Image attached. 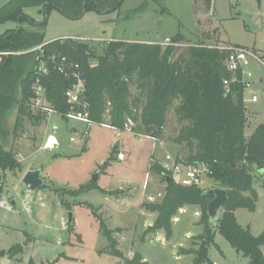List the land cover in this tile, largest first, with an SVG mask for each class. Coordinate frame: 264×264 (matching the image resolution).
I'll return each mask as SVG.
<instances>
[{
    "label": "rangeland",
    "instance_id": "rangeland-1",
    "mask_svg": "<svg viewBox=\"0 0 264 264\" xmlns=\"http://www.w3.org/2000/svg\"><path fill=\"white\" fill-rule=\"evenodd\" d=\"M5 1L0 0V9ZM39 10L29 8L26 12L36 21L47 20L46 42L82 38L98 55L103 54L110 38L131 42L160 41L164 44L166 38L172 41L174 36L182 34L186 38L184 47L197 44L215 47L220 45L219 42L207 37L217 33L222 41L240 43L248 46L246 48L264 52V0L261 4L257 0H213L211 12H206L204 4L196 0H124L115 12H90L76 20L56 10L48 15ZM17 27L18 23L0 24V34ZM172 112L162 140L154 141L143 135L146 137L143 144L138 134L100 125L93 127L89 139L71 142L66 129L73 135L72 126L82 128V124L73 120L64 123L57 116H53L49 124L44 122L40 125L27 118L16 133L17 107L0 115V141L5 149L12 150L17 160V155H30L26 162L21 163L18 178L12 174L6 178L4 198L7 202L14 198L17 207L13 212L0 208V224L16 228L8 236H0V253L19 244L24 245V249L13 259L0 257V264H29L30 260L36 264H124L106 253L110 244L101 234L92 210L114 231L118 248L126 258L138 251L148 258L150 264H192L194 256L178 260L177 254L180 246L197 248L198 241L193 238L204 232L203 225H198L200 229L196 226L202 217L200 208L190 207L182 215V222L177 223L175 219L181 216L182 209L179 210L172 220L173 235L168 239L164 230L146 233L150 228L148 225L154 224L155 215L142 207L147 203H160L165 194L163 177L150 167L155 164L162 166L167 155L184 160L189 154L185 145L174 143L180 126ZM54 123L61 126L56 136L62 147L52 151L39 150L52 133ZM256 124L252 122L246 131L251 132ZM46 129H49V134ZM113 150H116L114 160L101 172L100 168L109 160ZM37 166L44 169L43 178L51 177V180L45 178V183L50 181L48 185L53 190L27 192L23 177L27 169ZM99 171L97 184L104 193L98 190L79 196L69 193L88 185ZM253 175L254 188L259 196L257 208L254 212L239 209L236 217L241 226L250 227L252 234L259 236L264 232V173L254 171ZM170 176L173 178L172 174ZM214 186L212 180L204 178V190ZM2 187L0 185V190ZM24 199L30 202L31 213L23 210ZM87 205L92 206V210ZM195 209L199 212L198 217L194 214ZM70 211L74 213L72 225L67 221ZM221 214L222 211L220 217ZM215 243L217 246L209 249L212 264H249V260L238 254L220 233L216 234ZM262 251L264 253V246Z\"/></svg>",
    "mask_w": 264,
    "mask_h": 264
},
{
    "label": "trees",
    "instance_id": "trees-1",
    "mask_svg": "<svg viewBox=\"0 0 264 264\" xmlns=\"http://www.w3.org/2000/svg\"><path fill=\"white\" fill-rule=\"evenodd\" d=\"M124 0H9L0 9V24L18 23L16 29L0 34V52H26L20 55L0 56V115L17 107L15 132L22 128L25 119L36 125L46 117L34 113L30 106L32 87L37 78L46 89L49 103L63 116L71 107L66 101V91L75 80L57 70L62 58L78 64L86 81L87 102L90 118L100 126H109L120 132L147 135L162 140L168 116L173 111L175 122L180 126L174 143L185 145L189 154L186 159L176 158L188 165H206L212 172L209 179L214 187L226 189L228 201L224 204L219 224L211 228L207 206L211 200L205 191L195 186H183L157 164L150 170L157 172L166 183L164 198L160 203H147L142 207L156 213L157 219L146 233L164 230L166 237L173 235V218L184 207H199L202 213L199 224L203 234L194 237L197 248H180L179 255H193L192 264H212L209 258L211 246H217L215 237L220 233L238 254L249 264H264V232L254 236L250 227L238 223L236 211L254 212L259 199L254 188V171H264V123L246 135L247 112L244 104V88L238 80L232 82L227 93L224 80L234 75L226 68L227 52L217 46L204 44L182 46L186 38L177 34L172 43H142L112 40L106 43L103 54L98 55L85 41L58 39L45 43L47 20L37 22L26 9L39 8L48 15L59 11L70 19H80L86 13L109 14L120 9ZM209 12L213 0H196ZM39 46L42 50L31 51ZM56 56V63L50 60ZM44 62L48 73L39 75L37 68ZM133 90L136 92L134 93ZM66 125V124H65ZM131 125V126H130ZM73 131V130H72ZM116 150L100 168H108ZM0 168L21 172L22 164L12 150L0 144ZM100 189L91 181L73 196ZM92 210V206L87 205ZM101 234L109 242L106 253L124 264H148L140 253L126 258L118 248L106 221L92 210ZM24 245L13 246L0 257L13 259L23 252ZM29 264H36L30 260Z\"/></svg>",
    "mask_w": 264,
    "mask_h": 264
},
{
    "label": "built area",
    "instance_id": "built-area-1",
    "mask_svg": "<svg viewBox=\"0 0 264 264\" xmlns=\"http://www.w3.org/2000/svg\"><path fill=\"white\" fill-rule=\"evenodd\" d=\"M73 39L77 41H84L82 38H64ZM170 39H166L164 45L171 44ZM221 51L227 52L226 57V68L234 75L232 80H224L223 84L228 93L230 91V85L232 82L238 80L244 88V104L247 112L248 103H258L259 97L253 91L256 85L255 67L264 68V52H258L256 50L235 46V45H219L217 46ZM43 46H39L31 51L42 50ZM26 52H0V56L8 55H20ZM51 61L56 63V56L50 58ZM57 70L65 75L66 77L73 78L75 83L66 91L65 97L67 103L70 105L71 110L66 115L67 122L70 120L76 121L82 124V128L78 126H72L73 135L70 141H75L79 139L85 141L90 138L91 131L97 124L90 118L89 113V103L87 102V87L86 81L83 77L82 72L78 64L70 63L66 58H62L61 63L57 66ZM48 73V68L44 62H42L37 68V74L43 75ZM33 97L30 99L29 106L31 110L36 114H41L46 117V123H49L53 116H57L64 121L63 116L58 113V111L49 103L47 99L46 89L41 83L40 78H37L33 87ZM247 94L249 97L247 98ZM65 122V123H67ZM249 125V122L246 124ZM61 127L59 125H53L51 128V134L46 138V141L40 146L41 150L52 151L58 146V140L56 135L60 131ZM139 140L145 141V136L138 134ZM151 138V137H150ZM153 139V138H151ZM155 141V139H153ZM19 162L22 158L19 157ZM162 167L170 172L173 179L183 185V186H195L202 188L204 184V178H209L212 172L207 168L206 165L199 164L188 165L183 161H177L170 155H167L165 162H163ZM203 189V188H202ZM31 192V189L28 188ZM161 196V195H159ZM0 208L6 209L9 212L15 210V206L11 202H7L5 198L0 199ZM23 210L25 212H31V204L27 199L23 200Z\"/></svg>",
    "mask_w": 264,
    "mask_h": 264
},
{
    "label": "crops",
    "instance_id": "crops-1",
    "mask_svg": "<svg viewBox=\"0 0 264 264\" xmlns=\"http://www.w3.org/2000/svg\"><path fill=\"white\" fill-rule=\"evenodd\" d=\"M9 0H6L5 1V3H4V5L8 2ZM3 5V6H4ZM212 10V9H211ZM209 12H211V11H209ZM28 14V13H27ZM37 22H39V21H37ZM206 28V26H204V29ZM217 30V29H216ZM211 31H215V29L213 30H211ZM62 39H64V38H62ZM166 39H170V38H166ZM165 39V40H166ZM207 39H209V40H211V41H213V42H216V41H218L219 42V44L220 45H235V46H242V47H248V46H246V45H243V44H240V43H235V42H225V41H222L221 39H220V37H219V34L217 33V35H213V36H208L207 37ZM103 40V39H102ZM110 41H112V40H116V39H114V38H110L109 39ZM164 40V41H165ZM128 42H131V41H128ZM133 42H142V43H161V44H163V42H160V41H148V42H143V41H133ZM45 43H49V42H46L45 41ZM255 76H256V85H255V88H254V92L257 94V96L259 97V102L258 103H255V104H253V103H248L247 104V117H248V122H249V125L247 126V127H249L251 124H252V122L253 123H257L256 124V126H255V128L251 131V132H247L246 131V135L247 136H250L253 132H254V130L260 125V124H262V123H264V68H262V67H255ZM249 97V94H247V98ZM52 120V119H51ZM50 120V121H51ZM50 123V122H49ZM49 123H47V124H49ZM54 125H58V124H56V123H54ZM60 126V125H59ZM61 127V126H60ZM113 129V128H112ZM247 129V128H246ZM61 130V129H60ZM68 132H69V134H70V139H71V137H72V134L70 133V131L68 130V129H66ZM46 132H47V134H49V129H46ZM46 134V135H47ZM46 135H45V137H46ZM56 139L58 140V146H57V148L55 149V150H58L60 147H62V143L60 142V139H59V137L57 136L56 137ZM76 141V140H75ZM75 141H71V142H75ZM0 144H2L1 143V141H0ZM41 146V145H40ZM39 150H41L40 149V147L38 148ZM17 156H19L20 158H22V160H21V162L20 163H24V162H26L27 160H28V158H29V156L30 155H27V156H23V155H17ZM33 170H41V178L44 180V182H46L47 183V181L45 180V178H47L48 180H51V177H49L48 175H47V177H42V175H43V172H44V169L41 167V166H37V167H30L29 169H27V172H29V171H33ZM25 172H26V170H25ZM26 172V173H27ZM25 173V174H26ZM9 174H12L13 175V177H15V178H18V173L17 172H11V171H3L1 168H0V185H1V187L3 188V190H0V196L2 197L3 196V198H4V188H5V186H6V178H7V175H9ZM2 176V177H1ZM25 176V175H24ZM24 178V177H23ZM50 182V181H49ZM49 182H48V184H49ZM33 190H31V192H32ZM27 192L28 193H31V192H29L28 191V188H27ZM161 195V194H160ZM39 199H42V196H40V198ZM13 201H15V203H16V205H15V207H17V202H16V200L14 199V198H12L11 199V203L13 202ZM42 204V203H41ZM42 205H44V203L42 204ZM190 209V207H185L184 209H182V211L180 212V215L181 216H179V218H177V219H175L176 220V222L177 223H181L182 222V215H184V214H186V212L188 211ZM31 213V212H30ZM141 214V213H140ZM194 214H195V216L196 217H198L199 215V212L195 209V212H194ZM142 216H144L145 214H141ZM152 216L153 215H155V221H156V219H157V214L156 213H152L151 214ZM155 221H153L154 223H155ZM199 222L200 221H198L197 220V224H196V226H197V228H201L200 226H198V225H200L199 224ZM154 224H149L148 226L149 227H151V226H153ZM16 228H13V227H11V226H6V225H3V224H0V236H8L10 233H13L14 231H16L15 230ZM14 230V231H13ZM190 237V236H189ZM188 237V238H189ZM162 240H164V238H162ZM156 241H157V239H156ZM151 242H153V240H151ZM181 248H185L184 246H180ZM136 253H140V252H138V251H136V252H132L130 255H129V258H133L134 257V255L136 254ZM141 254V253H140ZM142 255V254H141ZM193 255H178L177 254V259L179 260V259H183V258H185V257H192ZM142 257L144 258V261L145 262H147L148 264H150V262H149V260H148V258L146 257V256H144V255H142Z\"/></svg>",
    "mask_w": 264,
    "mask_h": 264
},
{
    "label": "water",
    "instance_id": "water-1",
    "mask_svg": "<svg viewBox=\"0 0 264 264\" xmlns=\"http://www.w3.org/2000/svg\"><path fill=\"white\" fill-rule=\"evenodd\" d=\"M257 1L259 4H261V0ZM262 172L264 173V171ZM99 176L100 171L93 176L92 181L94 183H98ZM166 180V182L169 183L172 180V177L166 175ZM23 183L31 190L45 191L54 189L51 185H48L43 181V179L41 178V170H33L27 172L23 178ZM203 195L211 198L207 206V216L209 226L211 228H216L219 224L220 213L223 209V206L228 201V192L226 189L215 187L212 189L205 190L203 192ZM12 205H16L15 201L12 202ZM67 221L69 225L73 224L74 213L72 211L69 212Z\"/></svg>",
    "mask_w": 264,
    "mask_h": 264
}]
</instances>
